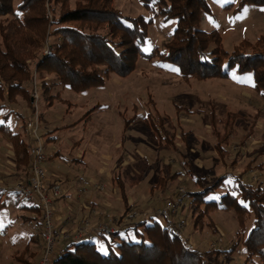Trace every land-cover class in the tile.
<instances>
[{
  "label": "rangeland",
  "instance_id": "rangeland-1",
  "mask_svg": "<svg viewBox=\"0 0 264 264\" xmlns=\"http://www.w3.org/2000/svg\"><path fill=\"white\" fill-rule=\"evenodd\" d=\"M19 1L15 0L14 5ZM112 1L124 15H143L147 20L153 17L142 0ZM239 1L208 0L210 8L203 14L201 27L207 31L217 29L222 34L223 48L229 52L244 40L255 44L262 38L259 47L264 51V5H245L236 12L234 8ZM70 2L72 7L75 6V0ZM227 4L232 6L226 7ZM153 18L148 27L149 39L143 48L147 52L170 40L177 23L176 19ZM47 40L50 42L52 38ZM252 49L250 47L248 52ZM47 52L45 47L43 53ZM136 65L130 75L123 77L112 73L103 85L84 93L59 86L53 94L59 90L64 100L55 99L50 106L45 103L43 89L39 85L42 97L41 129H55L62 141L48 142L46 136L50 132L47 131L44 140L45 144L48 142V150L46 147L45 151L49 153V149L52 151V148L61 145L72 148L73 140L78 138H83L82 146L102 147V153L110 155L107 156L106 170L112 174L122 173L132 202L124 215L127 204L120 193L122 186L112 183L110 178L103 179L97 183L104 185L101 191L104 199L94 208H89L88 213L70 225L67 231L80 227L88 217L93 225L104 222L116 228L153 215L167 224L166 219L156 214V209L163 206L166 200L176 198L177 211L169 219L177 224L176 232H180L187 245L203 251L214 250L205 256L208 264H245L247 251L243 237L252 227L253 217L242 224L236 217L235 209L219 208L210 212L213 227L206 224L202 229L195 228L192 218L195 207L190 193L213 184L221 176H226L224 185L207 199L218 198L226 192L238 195L234 188L239 181L252 184L255 188L264 185V155H258L264 134V97L253 86V73L233 71L227 79L187 81L178 67L156 57L152 60L140 57ZM53 76L34 71L29 95L35 79L42 85V80ZM93 108L94 115L85 120L86 112ZM32 109L31 97L27 99L19 95L14 103H7L0 110V122L2 116L10 112L8 122L14 131L21 132L28 144L22 124L24 119L31 117ZM212 110L228 124L226 128L219 122L215 131L223 134L230 129L226 158L217 153V137L210 119ZM18 113L23 117L20 118ZM75 120L81 123L69 127ZM13 147V143L0 131V190L4 182L15 184V181H20L25 171H16ZM69 156L51 157L44 168L50 175L74 178L71 182L77 186L82 182L83 170L87 166L70 165L66 159ZM88 168L92 167L89 165ZM87 171L89 173V169ZM174 174L177 176L172 178ZM134 179L137 181L133 182ZM182 188L185 192L180 194ZM2 199L0 191V203ZM5 200L6 204L0 209V264H35L44 247L42 214L30 208L31 204L15 192H10ZM21 204L26 207L22 209ZM26 215L32 218L23 221L21 217ZM205 219V222L210 220L208 217ZM178 224L182 227L179 228ZM66 244L64 242L63 246ZM98 244L97 241L93 248L103 253ZM234 247L237 250L231 251ZM111 248L116 254L114 244ZM255 260L260 261L257 256Z\"/></svg>",
  "mask_w": 264,
  "mask_h": 264
},
{
  "label": "trees",
  "instance_id": "trees-1",
  "mask_svg": "<svg viewBox=\"0 0 264 264\" xmlns=\"http://www.w3.org/2000/svg\"><path fill=\"white\" fill-rule=\"evenodd\" d=\"M70 1L20 0L14 5L15 0H0V110L7 103H14L19 95L31 97L34 71L54 74L49 80H42L43 99L50 106L55 99L64 100L59 90L53 94L59 86L86 92L103 85L112 73L130 75L140 57L149 60L156 57L178 67L187 81L227 79L233 71L250 72L254 75V88L264 97V51L259 47L263 38L255 44L244 40L232 52L223 48L222 34L217 29L207 31L201 27L203 14L210 8L208 0H142L153 17L177 22L170 40L150 52L143 48L149 39L148 27L153 17L147 20L143 15H124L112 0H75L73 7ZM245 5L263 6L264 0H240L234 9L239 12ZM49 38L52 41L48 42ZM45 47L47 54L43 53ZM250 47L253 49L248 52ZM10 114L2 116L0 131L13 143L18 169L26 173L31 168L29 144L11 128ZM210 114L217 153L226 158L230 129L220 134L215 131V125L222 122L227 128V120L219 118L215 110ZM262 138L259 156L264 155V134ZM225 177H218L200 191L189 192L195 207L194 227L202 229L206 224L213 227L210 212L219 208L235 209L242 224L252 216V227L243 237L247 251L245 264H264V185L255 188L239 181L234 188L238 195L226 192L207 199L224 185ZM116 179L125 195L119 174ZM30 208L42 214L39 206ZM128 211L127 205L124 215ZM205 217L209 222H205ZM21 218L27 221L32 217ZM97 241L103 253L93 248ZM60 247L52 264H208L205 256L214 251L187 245L180 232L154 215L118 226L111 233H99L93 240L70 241Z\"/></svg>",
  "mask_w": 264,
  "mask_h": 264
},
{
  "label": "built area",
  "instance_id": "built-area-1",
  "mask_svg": "<svg viewBox=\"0 0 264 264\" xmlns=\"http://www.w3.org/2000/svg\"><path fill=\"white\" fill-rule=\"evenodd\" d=\"M34 81V88L32 89L31 98L33 101V109L31 111V117L25 120L24 133L29 140V151L31 155V174L27 183H19L15 187L24 198L31 204L41 208L42 211V224L44 225V247L43 252L35 264H52L56 257L57 249L60 247L63 241H79L83 239L93 240L99 233H111L116 231V227L107 223H99L97 225L92 224V219L85 218L80 227L68 232L58 226L56 221L55 206L61 194L60 183L57 180L50 179L47 171L44 168V162L47 159V153L45 151V140L41 132V100L39 95V88L42 87L41 83ZM40 85V86H39ZM95 187L99 190L104 189L103 184H95ZM180 194L185 192V189H180ZM176 198H170L166 200L163 206L156 209V214L163 217L173 228H177L175 224L169 218L172 217L177 211ZM144 218H147L145 216ZM178 227H182L178 224Z\"/></svg>",
  "mask_w": 264,
  "mask_h": 264
},
{
  "label": "crops",
  "instance_id": "crops-1",
  "mask_svg": "<svg viewBox=\"0 0 264 264\" xmlns=\"http://www.w3.org/2000/svg\"><path fill=\"white\" fill-rule=\"evenodd\" d=\"M63 88V87H62ZM66 87H64L65 89ZM62 90V89H61ZM89 91V90H88ZM87 92V91H86ZM82 93V92H80ZM84 93V92H83ZM88 112V111H87ZM86 112V114H87ZM94 112V109L92 110V112L89 115H85L84 119H86V117H89L88 119L90 120L92 113ZM21 113V112H19ZM18 113V116H21ZM29 113H30V109H29ZM5 115V114H4ZM23 117V116H22ZM10 118V117H9ZM25 120H23V124H22V131H24V124H25ZM88 121V120H87ZM81 123V121L78 122V120H75L73 123L69 124L70 125H76ZM84 124H86L84 122ZM11 125V123H10ZM68 126V125H67ZM66 126V127H67ZM65 127V128H66ZM12 128V126H11ZM48 133L50 132L49 136L47 135V139L48 142L50 140L53 141H59L60 143H62V141H60V136L58 135V131H55V129H50L47 128ZM47 131H42L41 132L43 134V136L45 135V133ZM18 132V131H16ZM21 133V132H20ZM27 141V140H26ZM74 144H72V148H68L65 147L63 145H61V147H54L52 148V151L49 149V153H47V159L45 160V162H48L49 158L51 157H63L64 154H70L69 157H67V161L70 165L74 166V164H79V165H83L87 166L86 170H83V179L82 182H79L77 186L73 185V183L71 182L72 180H74V178L71 179V177L66 176H60L57 177L55 175H49L50 179H54L57 180V182H59L60 184V188H61V194L59 195L58 201L56 202V206H55V211H56V221L59 227H61L63 230L67 231V228L70 225H73L75 222H78L82 219V217H84L87 213H88V209L89 208H94L95 205H97V203H101V200H103V196L104 194H101V190L97 189L95 187V183L102 181L103 179H109L112 180V183H115L117 186H121V183L119 184V182H117L118 180L116 179V175H120V182H124V192L125 195H122V199L123 202L128 203L127 205H132V202L130 200V196L127 195L126 189H125V181L123 179L122 173L121 172H114L113 174L111 172H108V170H106L107 167V159H109L108 157L110 156L107 153H102V147H96V146H91V145H87V146H82L80 144L83 143V138H78V139H74ZM48 142L45 144V148L47 147L46 145L48 144ZM101 143V142H100ZM91 144V143H89ZM48 150V147H47ZM15 151V148H14ZM101 151V152H100ZM99 153V154H96ZM15 155V153H14ZM108 156V157H107ZM106 159L102 162L101 159ZM98 159V160H97ZM124 160H126L124 158ZM44 162V164H45ZM95 162V164L97 166H94L95 164H93ZM15 165H16V171H22L20 169H18V165H17V160H16V155H15ZM43 164V165H44ZM90 165V167H92L91 169L88 168V166ZM122 165H125L124 163H122ZM89 169V173L88 170ZM31 172V168L29 169L28 172L25 173L21 176V180L16 182L15 184H8L5 183L3 184L2 188H1V196L3 197V201L0 203V209L1 205L6 204V200L7 196L10 192H15L17 194H19L21 197L24 198V196H22L19 192L16 191L15 187L17 186V184L19 183H27L29 181L30 178V173ZM78 175H76L75 177H77ZM137 181L136 179L133 180V182ZM132 182V181H131ZM99 184V183H97ZM102 184V183H101ZM75 186L76 188L72 189V187ZM120 193L121 189H120ZM21 206H25L24 204H21ZM26 207V206H25ZM31 207V205L29 206ZM23 209V207H22ZM96 209V208H95ZM109 215H113V214H109ZM28 217H32L31 215H26ZM64 242H67V244L70 242L69 240H65L62 242L61 246H63ZM61 248V247H59ZM59 248L57 249V252H59ZM59 250V251H58Z\"/></svg>",
  "mask_w": 264,
  "mask_h": 264
},
{
  "label": "water",
  "instance_id": "water-1",
  "mask_svg": "<svg viewBox=\"0 0 264 264\" xmlns=\"http://www.w3.org/2000/svg\"><path fill=\"white\" fill-rule=\"evenodd\" d=\"M31 100H32V98H31Z\"/></svg>",
  "mask_w": 264,
  "mask_h": 264
}]
</instances>
